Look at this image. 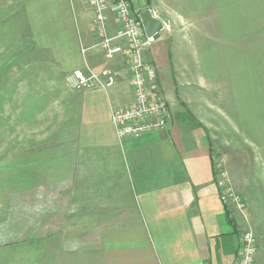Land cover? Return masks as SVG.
Segmentation results:
<instances>
[{
    "label": "crops",
    "instance_id": "obj_1",
    "mask_svg": "<svg viewBox=\"0 0 264 264\" xmlns=\"http://www.w3.org/2000/svg\"><path fill=\"white\" fill-rule=\"evenodd\" d=\"M147 8L154 11L146 6L133 12ZM24 10L40 47L67 74L86 62L96 72L108 67L118 75L114 88L73 90V102L58 106L59 172L72 177L68 195L58 198L59 219L75 227L73 244L55 253L54 264H234L244 229L256 238L254 263L264 264V212L246 204L242 217L222 204L214 184L213 164L222 159L227 170V162L208 132L217 115L208 100L211 90L202 88L205 78L190 73L188 79L181 69L189 88L177 91L176 81L164 87L172 60L184 64L177 55L180 39L174 58L162 38L142 52L157 69L171 112L167 128L118 140L110 117L130 102L128 68L122 56L103 59L87 1L24 0ZM43 16L52 17L45 31L50 38L36 29ZM109 30H115L112 23ZM176 34L168 36L176 40Z\"/></svg>",
    "mask_w": 264,
    "mask_h": 264
},
{
    "label": "rangeland",
    "instance_id": "obj_2",
    "mask_svg": "<svg viewBox=\"0 0 264 264\" xmlns=\"http://www.w3.org/2000/svg\"><path fill=\"white\" fill-rule=\"evenodd\" d=\"M131 2L135 12L147 6L146 0ZM149 3L178 36L159 32L155 39L171 45L172 58L180 39L177 55L185 59L172 60L164 87L176 81L177 91L189 88L181 69L188 79L205 78L202 88L211 90L208 100L217 115L208 132L219 143L233 189L262 214L264 0ZM50 24L49 16L38 22L42 37L50 38ZM32 29L24 0H0V264H54L55 253L74 237L75 224L59 219L58 208L59 195L67 196L72 187V177L59 172L57 124L61 101L73 102L72 73L40 47Z\"/></svg>",
    "mask_w": 264,
    "mask_h": 264
},
{
    "label": "built area",
    "instance_id": "obj_3",
    "mask_svg": "<svg viewBox=\"0 0 264 264\" xmlns=\"http://www.w3.org/2000/svg\"><path fill=\"white\" fill-rule=\"evenodd\" d=\"M93 12L92 30L96 47L103 59L112 61L122 56L128 68L131 99L124 108L111 111V124L118 140L137 139L145 133L167 128L171 120L168 104L162 96L156 67L142 59V52L155 42V35L148 37L132 9L131 0H86ZM162 25L160 32L169 34L171 26L158 17ZM111 23L114 32H110ZM85 54V50L81 51ZM117 72L111 68L92 70L86 62L82 69L72 72L71 88L76 91H108L117 85ZM214 184L224 206L233 208L244 217L245 201L236 192L229 180L222 159L213 164ZM256 238L249 229L241 232L240 246L234 264H255Z\"/></svg>",
    "mask_w": 264,
    "mask_h": 264
},
{
    "label": "water",
    "instance_id": "obj_4",
    "mask_svg": "<svg viewBox=\"0 0 264 264\" xmlns=\"http://www.w3.org/2000/svg\"><path fill=\"white\" fill-rule=\"evenodd\" d=\"M139 19L142 27L148 37H152L159 33L162 29L159 19L154 18L150 9H146L139 13Z\"/></svg>",
    "mask_w": 264,
    "mask_h": 264
},
{
    "label": "trees",
    "instance_id": "obj_5",
    "mask_svg": "<svg viewBox=\"0 0 264 264\" xmlns=\"http://www.w3.org/2000/svg\"><path fill=\"white\" fill-rule=\"evenodd\" d=\"M147 1V6H149L150 5V0H146ZM140 13V12H139ZM136 14H138V13H136ZM225 207H228V206H225Z\"/></svg>",
    "mask_w": 264,
    "mask_h": 264
}]
</instances>
